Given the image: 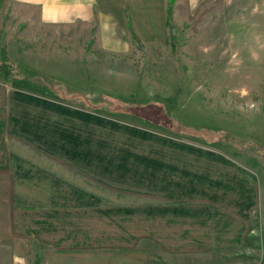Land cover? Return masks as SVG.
I'll return each mask as SVG.
<instances>
[{
    "label": "crops",
    "instance_id": "obj_1",
    "mask_svg": "<svg viewBox=\"0 0 264 264\" xmlns=\"http://www.w3.org/2000/svg\"><path fill=\"white\" fill-rule=\"evenodd\" d=\"M202 1L183 0L186 14ZM165 2L0 0L29 25L34 42L55 28L67 44L80 39L75 60L64 56L72 46L59 57L51 46L49 54L6 46L14 62L24 56L28 74L18 83L0 74V264H153L154 256L162 264H257L247 245L258 197L254 168L217 145L218 136H188L152 123L146 108L116 109L95 91L56 88L59 75L45 70V61L58 65L78 84L123 76L94 59L166 44L175 30ZM207 3L219 8L202 20L210 35L198 44L202 53L225 32L229 15L264 14V0ZM36 76L55 82L36 84Z\"/></svg>",
    "mask_w": 264,
    "mask_h": 264
},
{
    "label": "rangeland",
    "instance_id": "obj_2",
    "mask_svg": "<svg viewBox=\"0 0 264 264\" xmlns=\"http://www.w3.org/2000/svg\"><path fill=\"white\" fill-rule=\"evenodd\" d=\"M210 1L197 6L199 11L195 19L187 16L183 0L176 7L172 5L170 22L175 30L172 36L174 40L169 37V43L148 45L146 50L136 45L139 51L128 56L131 61L119 55L99 53L98 60L95 58L94 62L122 74L119 78L105 82L102 78L96 81L88 76L78 84L74 78L60 71L58 65L55 67L45 61V70L52 68L59 75L61 84H57L56 88L95 91L96 97L104 102L116 101V109H131L133 112L148 109L149 117H155L150 122L157 126L162 127L163 124L154 121L180 128L188 136L204 137L209 134L210 137H220L217 145L257 172L259 202L250 214L251 229L247 237L251 240L247 245L257 264H264V14L262 11L253 15L248 11H239V17L229 15L225 32L219 31L217 37L212 35V46L207 49L209 52L202 53L198 44L210 38L208 33L205 34L202 20L205 14L215 13L219 8V2L208 4ZM239 7L242 8V5ZM249 20H252L250 24ZM211 23L215 24L214 19ZM27 29L29 25L13 19L6 12V7L0 5V47L6 55V46L18 45L31 50L46 47L48 54L53 47L54 55L59 57L63 51L61 48L72 46L75 51L64 52V56L69 60L80 57L76 54L80 39H72L73 44H67L60 29L50 28V37L42 36L34 42L32 37H26L31 31ZM16 34L21 36L17 37ZM90 44L91 40L87 45ZM134 55L137 60H134ZM23 57L21 54L15 56L18 68L8 57L14 65L10 72L15 75L16 83L23 82L21 78L28 74ZM82 59L91 63L89 58ZM142 60L144 64L140 68ZM45 70L40 69L43 74ZM130 77L132 82L122 81V78ZM43 78L36 76V84L47 81L50 85L55 82L50 77L46 80ZM152 261L153 264L163 263L162 260L156 262L155 256Z\"/></svg>",
    "mask_w": 264,
    "mask_h": 264
},
{
    "label": "trees",
    "instance_id": "obj_3",
    "mask_svg": "<svg viewBox=\"0 0 264 264\" xmlns=\"http://www.w3.org/2000/svg\"><path fill=\"white\" fill-rule=\"evenodd\" d=\"M204 1H207V0H203L201 3H203ZM173 2H174V0H166V2H165V15H166V20L169 23L171 20ZM198 11L199 10L196 7L195 10L193 12L189 13L187 16L190 19H195L196 15L198 14ZM169 28L173 30V25L171 23L169 25ZM13 66H14L13 63L8 59V56L6 55L5 50L1 47L0 48V74L2 75V79L9 80L10 75H11L10 71H11ZM257 190H258V187H257ZM258 202H259V191H258V197H257V201L255 203V206L258 204Z\"/></svg>",
    "mask_w": 264,
    "mask_h": 264
}]
</instances>
